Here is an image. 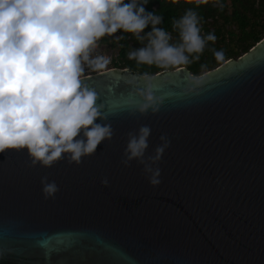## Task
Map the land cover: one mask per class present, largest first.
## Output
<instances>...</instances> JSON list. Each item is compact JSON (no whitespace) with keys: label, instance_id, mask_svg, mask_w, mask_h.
I'll list each match as a JSON object with an SVG mask.
<instances>
[{"label":"water","instance_id":"1","mask_svg":"<svg viewBox=\"0 0 264 264\" xmlns=\"http://www.w3.org/2000/svg\"><path fill=\"white\" fill-rule=\"evenodd\" d=\"M82 78L113 137L82 163L43 167L0 153V264H264V37L204 74L186 66ZM151 85L159 111L142 114ZM135 112V114H132ZM151 127L147 155L171 141L160 183L121 163L130 131ZM59 191L45 198L42 177ZM107 178L108 185L102 184Z\"/></svg>","mask_w":264,"mask_h":264},{"label":"clouds","instance_id":"2","mask_svg":"<svg viewBox=\"0 0 264 264\" xmlns=\"http://www.w3.org/2000/svg\"><path fill=\"white\" fill-rule=\"evenodd\" d=\"M147 3L0 0V153L27 149L32 163L43 167L65 158L70 164H80L83 157L95 154L102 141L113 137L110 123L96 122L98 118L109 119V114L102 112L104 104H97L98 93L82 81L85 65L100 71L109 64L107 58L91 55L105 35L123 30L141 42L147 38L145 47L131 50L128 56L137 63L159 67L187 64L191 54L202 53L207 41H215L213 33L201 36L197 13L189 9L173 23L179 29L180 43H170L171 34L157 27L163 18L146 12ZM195 3L206 4L208 0ZM149 24L152 30L142 36ZM214 55L219 58L223 54L214 50ZM139 95L143 102L129 101L135 111H159L162 100L154 96L151 85ZM127 136L121 163L128 167L137 161L151 174L149 182L159 184L161 170L153 164L162 160L171 141L161 135L162 144L157 145L154 155L146 156L151 127L141 125ZM101 182L108 185L107 178ZM41 184L45 198L59 191L47 176L41 178Z\"/></svg>","mask_w":264,"mask_h":264},{"label":"trees","instance_id":"3","mask_svg":"<svg viewBox=\"0 0 264 264\" xmlns=\"http://www.w3.org/2000/svg\"><path fill=\"white\" fill-rule=\"evenodd\" d=\"M128 3L129 0H124ZM221 6H223L221 8ZM146 12L154 13L163 18L157 25L171 34L170 43H180L179 29L173 27L174 21L189 10L197 13L201 36L213 33L215 41H207L202 53L191 54L186 66L195 75L215 68L231 57L240 56L255 43L264 37V0H208L206 4L195 3V0H148L144 5ZM152 30V25L141 33L146 34ZM123 39H117L119 36ZM147 38L143 42L137 40L132 33L119 30L113 35H105L98 41L99 49L114 54V67L129 68L140 74H154L156 72L175 67H159L155 64H140L135 59H130L131 50L145 47ZM215 52L223 55L217 57ZM199 59H196V56Z\"/></svg>","mask_w":264,"mask_h":264},{"label":"built area","instance_id":"4","mask_svg":"<svg viewBox=\"0 0 264 264\" xmlns=\"http://www.w3.org/2000/svg\"><path fill=\"white\" fill-rule=\"evenodd\" d=\"M91 55L93 57H96V56H103L105 58H107L110 62L109 64L107 65V67L103 70H100V71H94L92 70L90 67H88L87 65H85V71L83 73V77H86V76H91V75H94V74H98V73H101V72H104L106 70H109V69H112V68H117V67H114V62H115V55L114 54H111V53H108L106 51H103L101 49H99V46H98V42H97V45L94 49V51L91 53Z\"/></svg>","mask_w":264,"mask_h":264},{"label":"rangeland","instance_id":"5","mask_svg":"<svg viewBox=\"0 0 264 264\" xmlns=\"http://www.w3.org/2000/svg\"><path fill=\"white\" fill-rule=\"evenodd\" d=\"M231 58H234V57H231ZM229 59H230V58H229ZM229 59H227V60H229ZM227 60H225L224 62H226ZM224 62H222L221 64H223ZM221 64H220V65H221ZM218 66H219V65H218ZM218 66H216V67H218ZM216 67H215V68H216ZM213 69H214V68H212V69H210V70H207V71H204V72H202L201 74H204L205 72L211 71V70H213ZM199 75H200V74H199Z\"/></svg>","mask_w":264,"mask_h":264},{"label":"flooded vegetation","instance_id":"6","mask_svg":"<svg viewBox=\"0 0 264 264\" xmlns=\"http://www.w3.org/2000/svg\"><path fill=\"white\" fill-rule=\"evenodd\" d=\"M118 68V67H117ZM121 69V68H120Z\"/></svg>","mask_w":264,"mask_h":264}]
</instances>
